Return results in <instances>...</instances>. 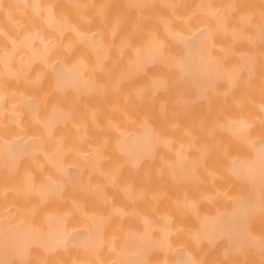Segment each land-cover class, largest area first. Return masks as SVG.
<instances>
[{
	"label": "bare ground",
	"instance_id": "6f19581e",
	"mask_svg": "<svg viewBox=\"0 0 264 264\" xmlns=\"http://www.w3.org/2000/svg\"><path fill=\"white\" fill-rule=\"evenodd\" d=\"M0 264H264V0H0Z\"/></svg>",
	"mask_w": 264,
	"mask_h": 264
}]
</instances>
